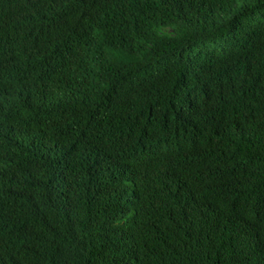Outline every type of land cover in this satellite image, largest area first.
Listing matches in <instances>:
<instances>
[{"label": "trees", "instance_id": "16d2710c", "mask_svg": "<svg viewBox=\"0 0 264 264\" xmlns=\"http://www.w3.org/2000/svg\"><path fill=\"white\" fill-rule=\"evenodd\" d=\"M68 2L61 10L54 0H15L0 18V40L24 59L27 46L13 36L23 25L71 59L103 64L105 76L64 64L33 73L68 108L119 110L167 150L144 170L136 207L105 173L112 221L135 236L138 251L113 264H232L235 255L264 264L244 237V225L264 230V0ZM24 224L27 243L0 211V264H89L59 218L39 241L35 225ZM215 245L219 260L210 258Z\"/></svg>", "mask_w": 264, "mask_h": 264}, {"label": "clouds", "instance_id": "9594fccd", "mask_svg": "<svg viewBox=\"0 0 264 264\" xmlns=\"http://www.w3.org/2000/svg\"><path fill=\"white\" fill-rule=\"evenodd\" d=\"M5 1L0 0V18L13 10L15 0ZM54 3L62 10L69 2ZM13 36L27 53L22 59L15 45L0 40V211L8 210L22 243L30 240L26 220L38 232L33 241H39L54 231L46 234V223L59 218L84 247L89 264L130 262L137 258L136 238L112 221L105 173L114 177L124 203L136 207L144 198V170L167 150L151 128L119 110L68 108L33 73L64 64L92 67L105 76L103 64L71 59L58 42L33 39L23 25H15ZM244 227L247 243L264 260V230ZM219 250L211 248V260L220 259ZM230 263L246 264V259L235 255Z\"/></svg>", "mask_w": 264, "mask_h": 264}, {"label": "rangeland", "instance_id": "374dc122", "mask_svg": "<svg viewBox=\"0 0 264 264\" xmlns=\"http://www.w3.org/2000/svg\"><path fill=\"white\" fill-rule=\"evenodd\" d=\"M210 46H211V44L208 45V48H209ZM199 51H200L199 48L194 49V51H187V52L185 53V56L193 55V54H195V53H197V52H199Z\"/></svg>", "mask_w": 264, "mask_h": 264}]
</instances>
